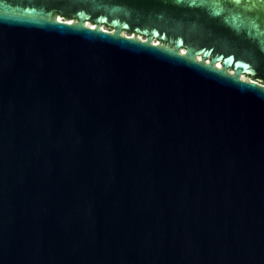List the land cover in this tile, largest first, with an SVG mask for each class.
Segmentation results:
<instances>
[{
  "label": "water",
  "instance_id": "obj_1",
  "mask_svg": "<svg viewBox=\"0 0 264 264\" xmlns=\"http://www.w3.org/2000/svg\"><path fill=\"white\" fill-rule=\"evenodd\" d=\"M244 75L261 0H0V264H264Z\"/></svg>",
  "mask_w": 264,
  "mask_h": 264
},
{
  "label": "rangeland",
  "instance_id": "obj_2",
  "mask_svg": "<svg viewBox=\"0 0 264 264\" xmlns=\"http://www.w3.org/2000/svg\"><path fill=\"white\" fill-rule=\"evenodd\" d=\"M58 18H63V17H58ZM63 19H65L66 21L70 20V19H67V18H63ZM72 21H75V20H72ZM83 22H88V23H90V25H95V24H93V23H91L89 21H83ZM100 25H101L102 30H104V31H107V32H112L113 31L112 28H108V27H106L105 25H102V24H100ZM121 32H125V34L128 35V36H131L133 34V36L136 37L138 35L140 37V40H142V41L146 40V38L144 36H141V35H139V34H137L135 32H126V31H121ZM156 41H157V39L152 38V43H156ZM158 42H160V41H158ZM179 49H181V48H179ZM241 76H243V75H241ZM244 78H246L248 81L254 82V83L264 87V81L261 80V79H258V78H255V77H250V76H247V75H244Z\"/></svg>",
  "mask_w": 264,
  "mask_h": 264
},
{
  "label": "trees",
  "instance_id": "obj_3",
  "mask_svg": "<svg viewBox=\"0 0 264 264\" xmlns=\"http://www.w3.org/2000/svg\"><path fill=\"white\" fill-rule=\"evenodd\" d=\"M52 17L53 18H56V17H62V16H60V15H58L57 13H54L53 15H52ZM63 18H67V17H63ZM68 19V18H67ZM71 20V19H70ZM73 20V19H72ZM107 27V26H106Z\"/></svg>",
  "mask_w": 264,
  "mask_h": 264
},
{
  "label": "snow or ice",
  "instance_id": "obj_4",
  "mask_svg": "<svg viewBox=\"0 0 264 264\" xmlns=\"http://www.w3.org/2000/svg\"><path fill=\"white\" fill-rule=\"evenodd\" d=\"M261 3H264V0H261Z\"/></svg>",
  "mask_w": 264,
  "mask_h": 264
},
{
  "label": "flooded vegetation",
  "instance_id": "obj_5",
  "mask_svg": "<svg viewBox=\"0 0 264 264\" xmlns=\"http://www.w3.org/2000/svg\"><path fill=\"white\" fill-rule=\"evenodd\" d=\"M54 14V13H53Z\"/></svg>",
  "mask_w": 264,
  "mask_h": 264
}]
</instances>
